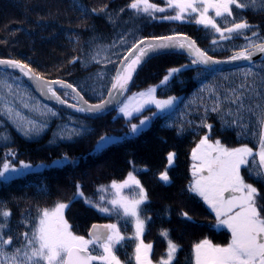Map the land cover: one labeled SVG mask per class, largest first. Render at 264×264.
Returning a JSON list of instances; mask_svg holds the SVG:
<instances>
[{"label": "trees", "instance_id": "16d2710c", "mask_svg": "<svg viewBox=\"0 0 264 264\" xmlns=\"http://www.w3.org/2000/svg\"><path fill=\"white\" fill-rule=\"evenodd\" d=\"M154 1L166 7L164 0ZM130 2L0 0V57L19 60L47 79L65 80L87 101L94 103L104 98L117 66L107 63L105 56L117 61L143 37L185 33L214 57H226L244 49L249 43L245 36L255 43L264 41V11L235 9L233 6L234 17L228 20H244L252 28L232 39L220 40L219 34L195 23L160 19L165 15L163 13H156L157 19L136 16L127 8ZM253 32L257 35L253 36ZM121 38L126 39L127 44L116 43L111 47ZM213 40L217 43L214 44ZM97 52L99 63L92 60ZM191 61V57L177 52L148 59L137 70L126 94L157 84V97L177 99L172 107L154 115L141 132L112 143L95 154L89 151L100 136L124 132L131 122L153 108H146L129 118L118 113L116 107L98 117L77 115L42 102L20 75L0 69V164L5 160L12 164L35 163L61 156L71 159L0 181V209L11 213L9 227L4 230L5 239L13 238L8 251L23 242V234L31 231L28 221H35L38 210L51 209L57 202L67 203L76 192L77 184L81 185L86 197L99 200L102 193L97 189L108 187L114 180L122 182L129 172L140 181L148 196L141 206L142 216L151 218L146 224L143 240L153 246L150 254L153 263L157 264L167 253V240L160 234L162 230H167L169 238L179 245L174 264H194L193 246L204 239L215 244L229 241V231L215 227V213L199 196L188 191L192 179L190 154L206 134L229 147L248 145L257 149L258 137L252 132L259 129L251 113H243L241 123L247 128L241 129L224 123L235 118L234 105L225 103L220 113L211 109L217 96L222 100L226 89L237 87L245 80L242 70L252 68L254 73L264 74V59L224 70L208 69ZM172 68L181 71L166 85H160ZM247 79L251 82L254 77ZM255 79L259 81L258 76ZM5 84L11 87H4ZM57 92L63 99L74 102L71 92L65 89H57ZM65 92L68 95H64ZM6 107L12 108L11 116L4 111ZM228 108H232L234 116L226 115ZM28 122L36 125L32 134H25L22 130ZM204 124L211 125V129ZM64 129L67 131L62 133ZM73 129L85 131L71 139L60 138L61 134L68 136ZM240 132L244 134L238 136ZM170 152L175 153L171 166L167 160ZM75 159L79 160L72 162ZM165 171L169 177L167 183L159 179ZM241 173L245 180L258 188L261 193L259 203L264 204V183L250 177L246 168H242ZM124 193L131 195V190L125 189ZM103 194L110 198L109 193ZM184 212L191 220L182 216ZM65 219L74 234L84 237H88L93 223L118 222L125 236L134 233L131 223L125 224L115 215L98 212L85 204L83 198L65 210ZM125 245L119 248L117 255L126 264H135V241L128 240Z\"/></svg>", "mask_w": 264, "mask_h": 264}, {"label": "snow or ice", "instance_id": "6c2138e0", "mask_svg": "<svg viewBox=\"0 0 264 264\" xmlns=\"http://www.w3.org/2000/svg\"><path fill=\"white\" fill-rule=\"evenodd\" d=\"M164 3L166 7H160L151 0H131L127 8L133 10L136 16L144 15L152 19H157L156 13H167L171 10L174 14H166L159 18L195 23L205 30L219 34L220 40L232 39L234 35H242L244 30L252 28L244 20L240 22H236L235 19L228 20L229 17H234V8L264 11V0H164ZM252 35L256 36L257 33L253 32ZM245 39L249 41L248 46L231 56L230 61L244 60L251 63L256 52L264 53V43L256 44L247 36ZM116 43L124 45L127 44V40L121 38L111 47H115ZM213 43L217 41L213 40ZM173 49L187 50L193 57L191 62L194 65L210 66L221 63L208 56L196 46L194 40L184 35L141 39L127 49V54L122 59L113 61L105 56L107 63L117 65L107 99H102L101 103L95 105L73 104L69 107L77 112L102 114L109 105L119 101L128 90V85L139 66L155 56L169 54ZM98 55L99 52L92 56V60L97 63L100 62L97 60ZM114 55L120 54L114 53ZM0 65L18 68L25 76L32 77V70L19 61L0 60ZM180 71V68L170 69L160 81V85H166ZM242 75L245 80L237 87L226 89V95L222 100L217 96L211 110L220 113L225 103L234 105L235 118L225 120L224 123L225 126H237L241 129L247 128V125L241 123L243 113H251L259 129L258 132H252L253 136L258 137V148L255 151L247 145L228 148L219 140L210 142L209 135L206 134L192 150L193 180L188 186V191L199 196L215 213L217 226H223L231 233V239L226 246L215 245L208 239L195 244L194 264H264V204L259 203L261 193L258 188L247 183L241 174L242 168H246L250 177L264 183V74L254 73L252 68H248L242 70ZM257 76L258 82L255 79ZM248 77L254 79L249 82ZM35 79L41 81L42 77L37 75ZM52 83L71 89L81 101L83 100L71 84L63 81L44 82L47 93L58 103L65 104L66 101L56 94L51 86ZM3 86L11 87L6 84ZM156 90V87H150L146 91L129 96L126 101H120L119 113L129 118L134 113H140L147 105H154L160 112L172 107L177 98L158 99L155 95ZM64 95L68 93L65 92ZM254 97L259 99L254 100ZM4 111L9 116L13 113L11 107L4 108ZM50 114L56 115L55 112ZM154 115L156 113H153ZM226 115L234 116L232 108L227 109ZM16 116H19V113H16ZM150 119L151 117H145L140 120L139 125L132 124L130 132L136 134L140 126L145 125ZM203 126L209 130L212 127L208 124ZM35 128L34 122H28V126L23 127L22 130L25 134H32ZM64 131L67 129L62 130V133ZM83 131L85 129H73L68 136L61 134L60 138L71 139L73 135H80ZM241 134L244 133L240 132L238 136ZM111 139L102 136L97 142L98 146L109 143ZM174 158L175 153L170 152L167 156L169 166L173 164ZM20 167L27 169L31 166L21 162ZM17 171V168L6 160L0 165V178L7 179L9 177L6 174ZM159 179L167 183L169 181L167 171L161 173ZM125 189L131 190V195L125 194ZM97 191L102 194L99 200H93L86 197L81 185L77 184L76 192L67 203L57 202L51 209L38 210L35 221H28L31 231L23 234V242L11 252L8 251V246L13 244V238L11 236L4 238V230L9 227L8 218L11 213L0 209V218H2L0 219V264H126L117 252L119 248L126 246L125 242L128 240L135 241V264H153L150 258L153 246L143 240L146 224L151 218L142 216L141 206L148 200V196L140 181L129 172L122 182L114 180L108 187L101 186ZM103 193H109L110 198H106ZM81 198L85 204L98 212L108 216L115 215L118 221L123 220L125 224L131 223L134 229L133 235L125 236L118 222L94 224L88 233L89 238L74 234L65 219V210ZM182 216L191 220L187 212L182 213ZM160 234L167 240V253L157 264H174L179 245L169 238L167 230H162Z\"/></svg>", "mask_w": 264, "mask_h": 264}, {"label": "water", "instance_id": "95a60500", "mask_svg": "<svg viewBox=\"0 0 264 264\" xmlns=\"http://www.w3.org/2000/svg\"><path fill=\"white\" fill-rule=\"evenodd\" d=\"M169 35H184V36H187V37H189L190 39L194 40L191 36H189L188 34H185V33H173V34H167V35H161V36H169ZM154 37H160V36H154ZM154 37L148 36V37H144V38H142V39H143V40H151V39L154 38ZM140 40H141V39H140ZM138 41H139V40H138ZM194 41H195V40H194ZM195 42H196V41H195ZM260 43H264V41H262V42H258V43H256V44H260ZM196 46H197L198 48H200L201 50H203V49L198 45L197 42H196ZM242 50H243V49H242ZM249 50L254 51V49H249ZM203 51H204V50H203ZM239 51H241V50H238L237 52H239ZM170 52L182 53V54H185V55L191 57V56L189 55V52H188L187 50L173 49V50H170ZM170 52H169V53H170ZM237 52H235V53H237ZM235 53H233V54H231V55H229V56H226V57H214V56H211V55H209L208 53H206L208 56H211L214 60L221 61V63L214 64V65H210V66H205V65H202V66H204L205 68H208V69H213V70H224V69L234 68V67H238V66H245V65H248V64H251V63H254V62H257V61H260V60H263V59H264V53H258V52H256V53L253 55V57H252V62H251V63L248 62V61H244V60L230 61V57L233 56ZM126 54H127V51H126V53H125L124 55H126ZM124 55H123V56H124ZM122 58H123V57H122ZM122 58H121V59H122ZM191 58L193 59V57H191ZM0 60H14V61H19V60L13 59V58H2V57H0ZM19 62H20V61H19ZM20 63H21V64H24V63H22V62H20ZM24 65H25V64H24ZM116 67H117V66H116ZM139 67H140V66H139ZM139 67H138V69H139ZM28 68H29V67H28ZM0 69H5V70H8V71H12V72H15V73H17L18 75H20V76H21V77H22V78H23V79H24V80H25V81H26V82L32 87L34 93L37 95V97H38L42 102H44V103H48V104H52V105H55V106H57V107H59V108L65 109V110H67V111H69V112H72V113L77 114V115H82V116H85V117H98V116L104 115V114H106V113L112 111V110H113V109H114V108L120 103V101L124 98V96L126 95V93H127V91H128V90H127V91L124 93V95L120 97L119 101H117V102L114 103L113 105H109V106L107 107V109H106L102 114H94V113H87V112H77L74 108L69 107V105H73V104H77V105H79V106L95 105V104H99V103H101L102 100H100V101H98V102H94V103H93V102H89V101H87V100L84 98V96H83V95L77 90V92L79 93V96H80V97H83V100L81 101V100L79 99V97H77L76 94L73 93V92L71 91V89L63 88V87H61L59 84L52 83L51 86H52V88L56 91V94H57L58 96H60V95L58 94L57 89H65V90L71 92V93L73 94V96H74V102L67 101V100L63 99V98L60 96L63 100L66 101L65 104H61V103H58L54 98L51 97L50 94L47 93V89L44 87V82H49V83H51V82H54V81H63V82H65V83L69 84L67 81H65V80H61V79H47V78H45V77H43V76H41V75H38V74L35 73L32 69H31V70H32V77H31V78H30L29 76H25V75L20 71V69H18V68H11V67H8L7 65H0ZM138 69H137V70H138ZM115 71H116V68H115V70H114V74H113V76L115 75ZM136 72H137V71H136ZM136 72L134 73L133 78H134ZM37 75L40 76V77H42V80H41V81H38V80L35 79V77H36ZM111 81H112V80H111ZM131 82H132V81H131ZM131 82H130L129 85H128V89H129V87H130V85H131ZM110 87H111V83H110L108 89H109ZM108 89H107L106 94H105V96H104L103 99H107V98H108ZM84 102H86V104H85ZM94 224H95V225H103V224H108V223H93V224L90 226V228H89V230H88V233H89V231L92 229V226H93Z\"/></svg>", "mask_w": 264, "mask_h": 264}, {"label": "rangeland", "instance_id": "374dc122", "mask_svg": "<svg viewBox=\"0 0 264 264\" xmlns=\"http://www.w3.org/2000/svg\"><path fill=\"white\" fill-rule=\"evenodd\" d=\"M151 2L157 4V5L160 6V7H163V6H161L159 3H156V1H154V0H151ZM168 13L171 14V10H169V12H167V13H163V14L166 15V14H168ZM212 14H214V13H212ZM150 87H156V88H157V84H152V85H149V86H147V87H145V88H142V89H139V90L132 91V92L126 94V95L124 96V98H123L121 101H126L127 98H128L129 96H132L133 94H136V93H139V92L146 91V90L149 89ZM155 95H156V93H155ZM156 97H157V96H156ZM157 98H158V99H167V98H159V97H157ZM119 106H120V103L116 106V111H117L118 113H119V111H118ZM150 107H152L153 109L147 111L145 114H143V115H141L140 117H138V119H137L135 122H131V123L129 124L127 130H125L124 132H122V133H120V134H105V135H102V136H107V137H111V138H112L111 141H110L109 143H106V144H104L103 146H98V143H97V142H98V141L100 140V138L102 137V136H100V137L97 139V141L95 142V144H94V146L92 147V149L89 151V153H90V154H95V153L101 151L102 149H104L105 147H107L108 145H110V144H112V143H115V142H117V141H119V140H121V139H124L125 137H132V136L138 134L139 132H141L143 129H145V128L149 125L151 119L148 120V121L146 122L145 125L140 126V129H139V131H138L136 134H132V133L130 132V128H131V125H132V124H137V125H139L141 119H144L145 117H151V118H153V117H154V116H153V113H156V114L161 113L160 111H158V110L155 108L154 105H147V106H145L144 109H146V108H150ZM144 109H143V110H144ZM120 114H121V113H120ZM204 136H205V135H204ZM216 140H217V139H216ZM216 140H212V139H210V142H213V143H214ZM199 142H200V141H198V142L194 145V147L192 148V150H193L194 148H196V146H197V144H199ZM222 144H223V143H222ZM223 145L226 146L225 144H223ZM241 146H243V145L232 146V147L226 146V147H228V148H235V147H241ZM247 146H248V145H247ZM257 148H258V147H257ZM192 150H191V154H190V157H191L190 171H191V177H192L191 182H192V180H193V176H192V165H193V163H194L193 160H192ZM256 150H257V149H256ZM254 151H255V150H254ZM65 157H66V156H61V157L52 158V159H50L49 161H37V162H35V163L24 162V163H26V164H28V165L31 166L30 168H27V169H24V168H21V167H20L21 162L14 163V164H12V165H13L14 167H16L18 171H17L16 173H8V174H6L9 178H7V179H5V178H0V181H7V180H9V179H11V178H13V177L23 175L24 173L29 172V171H38V170H41V169H43L44 167H47V166H56V165L63 164V163H65V162H67V161H71V159H69L68 157H67V159H65ZM78 160H79V159H75V160H73L72 162H74V161L76 162V161H78ZM5 161H6V160H5ZM5 161H3L0 165H2ZM7 161H8V160H7ZM241 174H242V173H241ZM242 176H243V175H242ZM245 181H246L247 183H250V182L247 181V180H245ZM225 195H227V193H226ZM215 227H216V228H225V227H223V226H217L216 224H215ZM225 229H227V228H225ZM227 230H228V229H227ZM85 238H89V237H85ZM230 239H231V233L229 232V241H230ZM229 241H228L226 244H218V243H216V244L213 243V244H215V245H221V246H226V245L229 243ZM153 264H155V263H153Z\"/></svg>", "mask_w": 264, "mask_h": 264}, {"label": "bare ground", "instance_id": "6f19581e", "mask_svg": "<svg viewBox=\"0 0 264 264\" xmlns=\"http://www.w3.org/2000/svg\"><path fill=\"white\" fill-rule=\"evenodd\" d=\"M143 38H144V37H143ZM141 39H142V38H141ZM147 61H148V60H147ZM144 64H145V63H143L142 65H144ZM142 65H141V66H142ZM141 66H140V67H141ZM140 67H139V68H140ZM136 73H137V72H136ZM133 79H134V78H133ZM133 79H132V81H133ZM131 83H132V82H131Z\"/></svg>", "mask_w": 264, "mask_h": 264}]
</instances>
